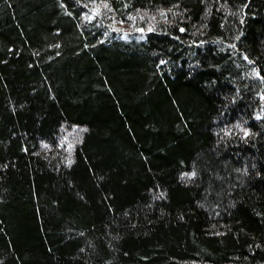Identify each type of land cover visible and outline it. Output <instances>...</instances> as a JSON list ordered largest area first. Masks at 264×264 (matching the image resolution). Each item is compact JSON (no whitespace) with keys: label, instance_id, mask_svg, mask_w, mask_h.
Instances as JSON below:
<instances>
[{"label":"trees","instance_id":"obj_1","mask_svg":"<svg viewBox=\"0 0 264 264\" xmlns=\"http://www.w3.org/2000/svg\"><path fill=\"white\" fill-rule=\"evenodd\" d=\"M0 264H264V0H0Z\"/></svg>","mask_w":264,"mask_h":264}]
</instances>
